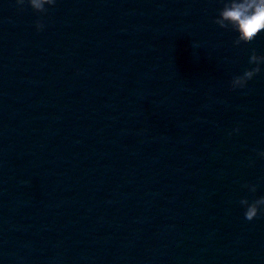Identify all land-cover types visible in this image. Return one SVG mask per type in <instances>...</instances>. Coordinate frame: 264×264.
<instances>
[{
	"label": "water",
	"instance_id": "1",
	"mask_svg": "<svg viewBox=\"0 0 264 264\" xmlns=\"http://www.w3.org/2000/svg\"><path fill=\"white\" fill-rule=\"evenodd\" d=\"M225 2L0 0V264H264V33Z\"/></svg>",
	"mask_w": 264,
	"mask_h": 264
},
{
	"label": "clouds",
	"instance_id": "2",
	"mask_svg": "<svg viewBox=\"0 0 264 264\" xmlns=\"http://www.w3.org/2000/svg\"><path fill=\"white\" fill-rule=\"evenodd\" d=\"M55 3L56 0H16V5L20 10H23L24 6L27 5L33 12L38 14H45L47 12L45 6L52 7ZM213 23L221 29L238 33L234 46L250 44L261 33H264V0H227L219 11L217 18L213 20ZM35 26L37 31H42L44 27L39 20ZM249 63L256 66L245 70L242 75L233 77L231 81L233 90L246 88L248 82L261 72V65H264V56L257 55L255 50H253ZM234 131L238 133L239 128ZM231 135L232 133H229V136ZM258 155L264 158V152H260ZM243 187L247 188L251 193L257 191L255 185H244ZM239 203L245 209L244 217L249 222L264 213V197L251 202L248 199H241Z\"/></svg>",
	"mask_w": 264,
	"mask_h": 264
}]
</instances>
